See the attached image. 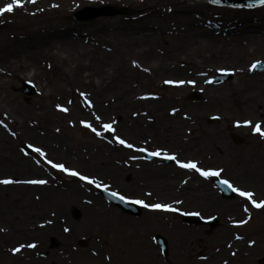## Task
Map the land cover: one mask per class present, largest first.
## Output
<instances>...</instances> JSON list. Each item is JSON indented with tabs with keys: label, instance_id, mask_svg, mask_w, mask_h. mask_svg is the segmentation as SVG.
<instances>
[{
	"label": "rangeland",
	"instance_id": "rangeland-1",
	"mask_svg": "<svg viewBox=\"0 0 264 264\" xmlns=\"http://www.w3.org/2000/svg\"><path fill=\"white\" fill-rule=\"evenodd\" d=\"M11 2V0H0V6ZM106 4L128 6L132 11L128 17L136 18V20L125 19L123 16L101 17V19L87 22L72 19V14L84 7ZM53 5H58V7H53ZM30 11L26 14L24 9L18 8L12 13L0 16V65L6 70L5 73L0 74V121L7 124L9 133L8 141L4 143H9L14 148L13 153L23 158L24 169L28 170V173L23 174L16 172L15 176L44 177L49 180L48 186L57 190L55 196L47 200H40L39 203H42L43 209L41 210L44 214L50 212L51 215H57L56 219L53 216L51 220H56L55 223L59 231L57 233L51 231L50 234L43 232L34 238L41 241L33 248V251H36L35 257H37L34 263L212 264L207 259L203 260L202 256L209 255L210 252L218 249L217 246L225 247V242L229 240V235L225 234V228L231 221L230 215H234L243 207V198L236 196L230 200L223 199L211 181L207 179L203 182L207 186L203 190V198L194 197L192 199L183 196L182 200H185V205L178 206V212L170 214V212L151 211L143 207L140 217H132L110 202L108 203L97 192V187L94 185L86 189V184L83 183L81 191L73 192L72 188L75 182L67 174L55 172V170L51 172L45 170L43 166L48 164L44 162V159L36 153L24 155L22 147L23 144L42 147L48 158L74 169L81 161L80 157L83 156V153L96 149L98 144L102 143L95 142L94 133L84 127L80 123L81 120H78L75 115L84 116L92 112L98 89L95 87V83L100 80V77H103L100 63H103L102 57H108L110 74L106 76L126 75L132 93L136 94L131 99L133 104L126 109V112L136 115L143 114V116L146 113L156 114L157 117L152 118V124L157 123L159 130L153 133V136L169 135L173 122L177 118H183L182 114L184 113L189 117L197 116L189 123L194 129L195 142L193 143L197 145V149H188L183 144L179 145V143L165 138L154 139L153 137H151L153 138L152 142L144 147L167 150L169 154L175 153L182 160L201 159L200 167L202 169H224L222 178L229 179L236 187L249 191L254 189V198L257 202L264 200V139L259 134H253L251 125L238 127L234 122L235 120L251 119L254 123V120L263 116L264 113L258 109L240 108L237 104H224L221 95L204 94L199 86L190 88L175 97L170 93V84L165 83L166 79H170V68L182 64L183 59H185L184 64L192 65L200 62L201 58L216 54V47L211 46L209 41L223 37L215 36L212 39L203 36L205 40H208L207 42H198L197 46L194 45L186 53L178 55L173 52L174 47L186 45L187 41L185 35L174 34L175 30L182 28L187 23L195 24L197 28L218 29L221 34L225 33L223 29L229 28L234 32V36L241 38V43H244L247 41L244 38L246 32L264 27V6L255 9H232L210 6L199 2V0H37L36 6H32ZM147 28L152 30L153 38H146L147 35L142 34ZM54 29L81 30L87 37V43L74 50L62 49L59 46L51 47V32ZM245 48L247 53L254 48L255 51L249 52V54L257 56L255 62L264 63V52L257 50V44L253 47L249 44L248 48ZM98 51L99 54H97ZM152 56L154 58L149 60ZM133 61L147 71H141L138 67H134ZM81 68L90 74L83 81L77 77ZM252 71L255 72L254 69ZM156 74L158 75L156 76ZM82 75L84 76V72ZM232 75V79L224 83L239 79L235 77V74L232 73ZM23 81L34 84L38 89V93L29 102L24 101L25 95L21 90ZM192 91L200 92L197 100L189 99L188 96ZM81 92L87 94L93 107L89 108L84 104L85 99L80 95ZM144 98H155L159 102L165 101L166 103L161 105V108L146 111L140 107ZM206 98L210 101L204 104L203 101ZM57 105L67 108L68 111H60ZM173 109L177 110L175 112L177 116L169 114ZM157 112L160 114L157 115ZM101 115L103 121L112 122L110 110L102 112ZM214 117H218L219 122L210 124L208 119ZM113 121L120 122L121 119L116 116ZM91 123L99 128L94 119L91 120ZM21 128L30 129L37 132L38 135L51 132L57 142L54 141L48 145L29 139L20 134ZM116 128L118 135L129 137V134L125 133L119 125ZM263 128L264 125H262V130ZM13 132L16 134L15 136L11 134ZM231 132L242 137L244 140L242 145L231 140ZM149 136L150 134L147 136L146 133H143L133 141ZM111 137L109 133H104V138L107 140H110ZM107 146H109L108 143ZM140 155L137 153L138 157ZM38 159L41 161L40 164L36 163ZM114 159L122 160L120 155ZM141 161L143 162L142 168L145 165L149 168L154 167L162 171L163 176L157 174L158 177L152 176L149 179L144 169L131 166L129 169L126 168L128 169L126 174H122L120 177L114 176V179L110 181L114 186L103 182L102 185H108V190L128 191L131 197H142L141 199L146 203L153 200L145 199V191L151 189L157 190L159 200L162 201L178 197V193L175 195H169V192H166L165 195L159 194L158 189L151 183L160 179L162 181L170 179V175L173 176V174H175V178H178L177 180L186 181L188 173H182L185 170L179 169L174 162L164 164L160 159ZM30 165L36 166L37 170L30 171ZM118 165L115 164V166ZM251 169L255 172H251ZM178 170L180 171L175 173ZM7 172L13 173L14 169L0 168V177ZM82 173L93 174V176L105 175L103 170L99 172V175L97 172L91 171ZM129 176L131 178L127 180ZM5 189L10 190L11 196L7 204L13 207L11 212L15 216L0 219V228L3 230L12 228L10 233L13 237V242L6 245L2 242L3 238H0V248H3L4 251L3 259L0 258V264H28L29 262H24L23 258L17 259L13 257L14 255L5 253L6 250L9 251L10 247H17L22 242L33 239L28 236L27 227L23 226L25 225L23 219L26 216V207L21 206V200L25 198L19 196L20 202L15 205L13 198L18 194V188L8 187ZM188 190L184 188L182 192L186 193ZM93 204L96 206L103 204L112 208L114 212H110L111 221L107 222L108 219L105 217L97 218L96 224L93 221V215L88 210L89 207L93 208ZM73 207L82 211V217L78 221H75L71 216L70 212ZM181 211H194L203 216L217 215L220 219V226L211 229L208 226L186 225L180 217L182 216ZM249 213H251V218L253 217L251 221L245 225H239L240 227L235 230L231 228L236 236L244 239L237 241H246L243 243L245 252L240 254L234 249H231L230 252L229 249L223 247L224 250L220 251L219 249L217 252L221 255L219 257L220 264H225V262L227 264H257L258 257L264 256V208L249 207V212L246 213L247 216L244 220L249 218ZM18 216L22 219L16 218ZM237 216L238 218L233 221L240 220L243 212ZM65 228L69 231L65 232ZM2 233L7 232L3 231ZM157 233H162L167 237L170 247L168 256H164L161 251H158L159 247L153 241L154 235ZM51 236L58 238L61 242L59 248L49 249ZM82 238L88 239V246H79V239ZM148 243L155 248V258L147 249L146 244ZM237 243L235 242L234 245L237 246ZM8 245L10 247H6ZM40 252H49L50 254L47 257H42L39 256ZM94 252L97 254H93Z\"/></svg>",
	"mask_w": 264,
	"mask_h": 264
},
{
	"label": "bare ground",
	"instance_id": "bare-ground-1",
	"mask_svg": "<svg viewBox=\"0 0 264 264\" xmlns=\"http://www.w3.org/2000/svg\"><path fill=\"white\" fill-rule=\"evenodd\" d=\"M12 1V0H11ZM121 1V0H120ZM208 3L211 6H214L213 3ZM5 4H2L0 7H3ZM32 6H36V4L31 3H25L24 12L26 14L30 13ZM225 33H222L218 29H209V28H197L195 27V24L187 23L185 26H183L180 29H177L174 31V34L176 35H185V40L187 41L186 45L181 46H175L174 51L176 54H184L189 50L190 47H193L194 45L197 46L198 42L205 43L208 40L204 37H210L214 38L215 36H223L216 39H213L211 42V46L216 47L217 53L213 54L211 56L201 58L200 62L194 63L192 65L184 64L185 59H183L181 62L182 64L176 65L172 68H170V79L166 80H172L175 82H179L181 80L185 81L184 84H178L174 83L171 84V91L170 93L173 94V96L178 97L179 95L183 94L184 92L188 91V89L193 88L195 86L201 87V92L204 94L208 93H215L222 96V102L224 104H237L240 108H246V109H258L261 110L264 113V72L263 73H255L251 69V65L255 63L256 57L255 55L249 54V52H254L255 49L253 48L251 51H246V48H248V45H255L257 44V50L264 52V27L261 29L256 30H249L245 33V39H247L246 42L241 43V38H237L234 35V32H232V29L229 30V28L223 29ZM152 30L147 28L145 31L142 32V34H146V38H153L154 34L151 32ZM51 47H57L59 46L62 49L69 48V49H78L79 47L84 46L87 43V37L84 35L83 31L81 30H75V31H65V30H58L54 29L51 32ZM204 36V37H203ZM100 52L98 51L97 54ZM103 63L101 62V73L103 77H100L99 81L95 83V87H97V92L95 96V105L93 107V110L88 115H75L78 120L89 122L90 120L94 119L92 116V113H96L98 115H101L102 112L110 110L112 115V121L114 117L119 116L121 119V122H116L115 127L119 125V127L122 128V130L125 131V133L129 134V136H138L142 135L143 133H146L147 136L150 134V136H153V133H156L159 129V125L157 123H153V117H157L155 113H146L144 116L142 115H136L135 113H129L126 112V109L130 108L131 104H133L132 98L135 97L136 94L132 93L131 87L128 85V79L126 75H120L119 77H109L106 75H109L110 67L108 63V57H102ZM154 57L152 56L149 60H152ZM141 71H145L144 67H141L139 65L138 67ZM231 72L235 74V77H238L239 79L237 81H231L226 83H216L214 80L215 76L220 72ZM6 70L4 67L0 65V74L5 73ZM82 72H84V76L82 75ZM126 72V71H125ZM124 72V73H125ZM122 73V74H124ZM77 77L81 81L84 80L85 77H88L90 74L85 69L81 68L78 73ZM158 74H156L157 76ZM188 81H193V83H188ZM211 81V82H209ZM171 100V98H170ZM209 99H204L203 103L207 104L209 103ZM140 102V101H139ZM143 104L140 107H143L146 111H151L153 108H159L161 105L165 104V101L155 100V98H144V101H142ZM161 108V107H160ZM261 114V112H258ZM141 114V113H140ZM160 114V112H157V115ZM171 115H175L172 113V110L170 111ZM151 116V117H150ZM177 116V115H175ZM102 117V115H101ZM144 117V118H143ZM181 119L175 120L173 124L170 127V136L169 135H159L156 137V139L165 138L169 141L177 142L180 144L185 145L188 149H197V145L194 144L195 142V136H194V129L190 126L189 123H191V120H195L197 116L189 117L188 114H182ZM176 118V117H175ZM264 114L260 117L256 118L254 123L252 122L251 127L255 125L256 122H260L261 125L264 122ZM103 120V119H102ZM160 121L159 118L157 120ZM245 121H251V119H247ZM105 123H110L103 121ZM236 124L237 122H240L241 127L244 126L243 120L234 121ZM4 123L0 124V168L7 169L9 168L14 169V172L12 173H6L0 177V179L5 178H11L14 180H27V179H45L44 177H29V178H23L22 176H15L16 172L18 173H28L27 168L23 166L24 160L21 156L13 153L14 148L11 147L8 144H5L4 142L8 141L9 133L7 128L3 126ZM187 125L188 127L185 128L184 126ZM248 127V126H246ZM243 129V128H242ZM264 130V128H263ZM100 131H102L100 129ZM20 134L25 135L29 139L37 140L39 142H44L48 145H51L49 143L54 142L55 138L53 133H45L44 135L40 134L38 135L37 132H34L27 128H21ZM149 136V137H150ZM133 138V137H132ZM95 142H102L98 144L96 149H93L89 152L83 153V156H81V161L78 162V164L75 166V170L79 172H97L99 175V172L103 170V174L105 175H99V181L104 182H110L112 179H114V176L120 177L122 174L126 173V168L122 166H115V164L120 163L121 165H125L126 167H131V164L134 163V160L129 159V157L133 154L128 153L127 151L130 149L124 148L121 145H118L114 142V140H111L109 142V146L106 147L105 140L97 137L95 135ZM128 142L133 143L131 138H128ZM57 142V141H55ZM134 144V143H133ZM135 145V144H134ZM126 152V153H125ZM125 153V154H124ZM77 154V152H76ZM121 156L122 160L118 162L117 159L118 156ZM78 156V154H77ZM199 162V166L202 164L201 159H192ZM138 161V159H136ZM44 167V166H43ZM47 171H53L55 169H52L51 166L46 165L44 167ZM125 168V169H124ZM145 168V174L148 176L149 179L152 176H157V174L163 176V172L159 169H155L153 167H144ZM16 170V171H15ZM37 170L36 166L30 165V171ZM86 170V171H85ZM175 171V173L179 172ZM56 172V170H55ZM251 172L253 169H251ZM250 172V173H251ZM182 173H188L187 175V183H184V181L177 180L178 178L174 177L175 174L170 175V179H164L163 181L157 180L153 181V184L157 189L159 194L165 195L166 192H169V195L182 192V190L185 188V190H188L185 195L188 198H203L204 195V188L203 186V178L197 177L199 175L198 173L194 172H188L185 170ZM118 176H117V175ZM93 175V174H92ZM193 175V176H191ZM90 176V174L88 175ZM172 176V177H171ZM158 177V176H157ZM73 182H75L74 187L72 188V191L76 193V191H81V187H83V183L86 184V189L90 188L86 182L79 181L76 177H69ZM194 178V179H193ZM47 180V178L45 179ZM48 181V180H47ZM111 185L114 186L112 182H110ZM119 184V183H118ZM120 185V184H119ZM121 186V185H120ZM8 187H16L18 188V194H16V197L13 198V203L19 204V196L25 198L21 200V206L26 207V216L23 220H25V227L29 230L28 236L33 237V239L22 242V244L27 245L30 243H34L36 246L39 244V240L34 239L36 236L40 235L43 232H55L57 233L59 231V228L57 227V224L55 223L56 220L52 221L51 218L55 216V219L57 215H51L50 212H47V214H44L41 209H43L42 203H39L40 200H47L50 197L55 196L57 193L56 188H52L51 186L46 185H29V184H11V185H0V219H5L6 217H14L12 209L13 207L8 206L7 201H9V198L11 194L8 190L5 188ZM154 195L156 196V203H171L174 204L176 198L168 199V200H159L160 198L157 195V190L153 189ZM14 194V193H13ZM178 196V194H177ZM39 197V199H37ZM170 197V196H169ZM93 208L89 207V212L91 215H93V221L96 222L97 218L105 217L108 219L107 222L111 221V211H113L112 208L107 207L106 205H92ZM108 214L110 217L108 218ZM241 210H239L235 215H240ZM18 219L20 216L16 217ZM20 221V220H18ZM17 221V222H18ZM48 221H51V223H48ZM97 224V222H96ZM43 225V227H41ZM108 225V224H107ZM106 225V226H107ZM9 230H3L0 228V238L2 239V242L4 245L12 243L11 237V231L12 228H8ZM7 232L2 233L1 231ZM61 231V230H60ZM230 228H227L226 230V236L229 235L228 239L225 242V247H220V251L225 249H229L231 252V249L236 250L240 254L242 252H245L246 249H244L245 245H243L246 241H237V239L234 237L235 235L230 233ZM230 234H229V233ZM14 235V234H13ZM132 236V235H131ZM235 242L237 243V246L234 245ZM248 243V242H247ZM21 245V244H20ZM148 246L149 253L152 254V257L155 258L156 252L154 246L151 244H146ZM230 245V247H229ZM17 246V245H16ZM19 246V245H18ZM10 247V245L6 246ZM224 247V248H223ZM11 248V247H10ZM22 251L25 252H33V248H23ZM4 253L3 248H0V254L2 255ZM215 254V255H214ZM221 255L219 253L212 252L210 257L208 258L209 261L212 264H220V258ZM31 262H33V258L30 259ZM32 264V263H31Z\"/></svg>",
	"mask_w": 264,
	"mask_h": 264
},
{
	"label": "snow or ice",
	"instance_id": "snow-or-ice-1",
	"mask_svg": "<svg viewBox=\"0 0 264 264\" xmlns=\"http://www.w3.org/2000/svg\"><path fill=\"white\" fill-rule=\"evenodd\" d=\"M210 2L213 4H218V3H220V0H210ZM25 3L36 4L37 0H12L11 3H7L3 7H0V16H3L5 13H12V12H14V10H16L18 8H24ZM257 5L264 6V0H255L254 3H249L247 5V7L253 8ZM53 7H58V5H53ZM41 11H42V9H41ZM259 63H260L259 61L253 63L251 65V69H255ZM133 66L139 67V65L135 61H133ZM145 71H147V69H145ZM209 82H211V81H209ZM165 83L170 84V85L174 84V83L184 84L185 81L181 80L179 82H175L172 80H166ZM188 83H193V81H188ZM80 95L82 97H84L85 103L89 108L93 107L91 101L88 100L86 93L81 92ZM69 103H71V101H69ZM57 108L62 112L68 111L67 108H64L60 105H57ZM176 111H177L176 109H173L172 113L175 114ZM92 116L94 118L95 123L99 126L100 129H102V131L98 130L97 127L94 126L93 123H91V122L81 121L80 123L83 124L84 127L88 128L97 137L103 138L104 133H112L113 134V140L116 144L121 145L124 148L130 149L133 152L146 153L148 157H161L162 156L166 160L173 161L179 169L187 170L188 172L198 173L204 179H208L209 177L220 178L222 173L224 172V169L204 170L199 166L198 161L179 159L177 154H175V153L169 154L167 150H164L161 148H157L154 151H149V149L146 147H137L133 143L128 142L126 139L121 138V136H119L117 134V129L114 126L116 123L115 121H112L110 123H105V122H103L101 115H98L96 113H92ZM2 123L3 122L0 121V124H2ZM243 124H244V126H249V125H252V121H244ZM3 126L5 128H7V124H3ZM237 126L238 127L240 126V122H237ZM57 131H59V129H57ZM252 132H253V134H259V136L262 139H264V130H262V125L260 122L255 123V125L252 127ZM11 134L13 136L16 135L14 132ZM145 143H147V141H145ZM27 147H28V149L31 150L32 153H36V154H38L39 157L43 158L44 162L46 164L50 165L52 169H55L56 171L61 172V173H65L70 177H76V178H78L79 181H84L88 185H94L97 188H100L103 186L105 190L108 189V187H109L108 185H102V182L97 180L95 177H90L88 175L82 174L81 172H79L75 169H70L64 163L54 162L53 160L48 159L47 153L42 149V147L34 146L33 144H28ZM22 151H23V149H22ZM24 155L27 156V155H29V153L25 151ZM129 159L136 160V159H139V157H137L136 155H131L129 157ZM40 162L41 161L39 159L36 160L37 164H40ZM219 182L222 185L226 186L228 189H230L232 192L236 193L238 198H243L242 204H243V212L244 213L249 212V207H253L256 209L264 208V200L257 202V200L254 198L255 194L253 191L245 190L241 187H236V186H234V184L229 179H220ZM13 183H15V184H29V185H46L48 183V181L45 179H27V180H14L11 178L0 179V185H11ZM184 183H187V181H184ZM145 195L150 197L152 195V193L148 192ZM111 196L114 198H119L122 202L126 200V197L124 195L118 194L117 192H112ZM37 199H39V197H37ZM132 202L139 204V205H142L143 207L151 209L153 211H159V212H178L179 211L178 208H175L172 204H168V203H163V204L162 203H146L142 199H136ZM89 203H91V201H89ZM181 203H182V201H180V200L175 201V204H181ZM186 214L200 215V213H198V212L186 213ZM250 218L251 217H249V219ZM48 223H51V221H48ZM238 223L239 224H246V223H248V220H241ZM41 227H43V225H41ZM64 231L67 232V231H69V229L65 228ZM236 238L241 239L242 237L237 236ZM252 243H255V242L252 241ZM25 247L35 248L36 245L34 243H30L27 245L21 244L15 248H13L12 252L14 254L19 253ZM229 247H230V245H229ZM233 255H235V253H233ZM225 264H227V262H225Z\"/></svg>",
	"mask_w": 264,
	"mask_h": 264
},
{
	"label": "water",
	"instance_id": "water-1",
	"mask_svg": "<svg viewBox=\"0 0 264 264\" xmlns=\"http://www.w3.org/2000/svg\"><path fill=\"white\" fill-rule=\"evenodd\" d=\"M220 1H222V2H225V3H238V4H249V3H254L255 2V0H220ZM85 12H92V13H90L89 15H84V14H82V12H79V13H77L75 16H74V18L75 19H83V20H88V19H94V18H96V17H98V16H100V15H105V16H114V15H117V14H125L126 12V10L125 9H119V8H116V7H113V6H105V7H102V8H98V9H85L84 10ZM258 68L257 69H262L263 67H264V65H258L257 66ZM231 76H227V77H224V78H222V77H220L219 79H220V81L221 80H224L225 78H230ZM34 88L33 87H30V86H26L25 87V92L27 93V94H34L35 93V90H33ZM238 141H239V139L238 138H236ZM105 194H106V192H104ZM107 195H110L111 196V193H107ZM226 195H231L230 193H227ZM112 197V196H111ZM112 199H113V201L116 203V204H118L119 206H121L123 209H125V210H128V211H130V212H133V214H140V208H135V207H133L132 205H129V204H126V203H122V201L121 200H119V198H114V197H112ZM74 215H75V217L76 218H79V216H80V213L78 212V210H75L74 212H72ZM51 241H52V247H55V246H57L58 245V242L56 241V239L55 238H52L51 239ZM161 242L163 243L164 241H163V239L161 238ZM258 264H264V258L263 259H260L259 260V262H258Z\"/></svg>",
	"mask_w": 264,
	"mask_h": 264
}]
</instances>
